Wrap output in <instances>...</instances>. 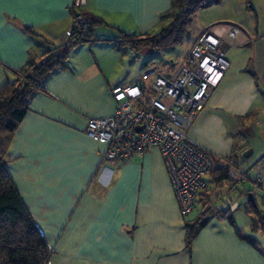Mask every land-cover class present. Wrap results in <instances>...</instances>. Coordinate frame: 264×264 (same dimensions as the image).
Masks as SVG:
<instances>
[{
    "label": "crops",
    "instance_id": "crops-1",
    "mask_svg": "<svg viewBox=\"0 0 264 264\" xmlns=\"http://www.w3.org/2000/svg\"><path fill=\"white\" fill-rule=\"evenodd\" d=\"M170 2L0 4V86L15 80L28 60L43 58L38 49L41 39L65 41L74 11L99 17L107 25L97 27L102 34L96 37L102 41L72 50L67 68L46 78L43 91L33 94L7 151L6 171L52 252L48 264H264V249L236 223L234 214L241 209L226 207V199L240 203L230 194L238 183L241 154L249 149L240 137L243 124L264 115V8L258 2L249 1L250 7L245 0L212 3L195 34L207 30L222 39L229 68L187 135L215 162L230 160L234 180L215 182L210 190L207 179H215L211 173L206 177L202 197L208 196L221 213L208 220L190 245L185 241V221L194 218L190 216L194 210L182 215L160 151L151 147L126 160L107 161L102 158L105 148L85 134L89 118L114 115L111 88L136 80L124 76L125 52L112 47L109 41L115 32L110 27L145 33ZM22 27L42 38H31ZM232 27L239 30L234 38L228 35ZM219 161L218 167L223 164ZM218 189H224L225 200L216 198ZM241 220L249 226V217ZM249 228L253 230L252 224ZM260 229L264 231V226Z\"/></svg>",
    "mask_w": 264,
    "mask_h": 264
},
{
    "label": "built area",
    "instance_id": "built-area-1",
    "mask_svg": "<svg viewBox=\"0 0 264 264\" xmlns=\"http://www.w3.org/2000/svg\"><path fill=\"white\" fill-rule=\"evenodd\" d=\"M83 3L74 0L75 6ZM73 20L81 27L87 21L82 13L75 14ZM237 33L238 29L232 28L228 35L234 38ZM222 45L221 39L206 31L185 60L165 68L153 63L141 72V82L112 87L114 115L89 118L85 129L88 138L105 148L103 160H126L157 148L184 216L192 213L214 168L211 156L187 132L229 68ZM242 179L245 175H237L238 181ZM254 183L261 186L263 179L257 178ZM260 201L264 209V189ZM226 204L231 210L241 208L228 199Z\"/></svg>",
    "mask_w": 264,
    "mask_h": 264
},
{
    "label": "trees",
    "instance_id": "trees-1",
    "mask_svg": "<svg viewBox=\"0 0 264 264\" xmlns=\"http://www.w3.org/2000/svg\"><path fill=\"white\" fill-rule=\"evenodd\" d=\"M216 2L218 0H171L169 9L160 15L152 30L145 33H127L111 26L110 29L114 30L115 33H113V38L108 41L119 53L127 50L141 52L172 49L180 44L188 32L195 14ZM246 4L250 7L249 0H246ZM78 13V11H74L73 17ZM85 17L87 21L84 27L76 25L73 20L71 30L66 33V39L61 44H54L47 39H41L42 42L38 44V49L41 50L39 52L43 58L40 62L36 63L33 60H28L17 71L15 80L6 81L0 86V264H48L52 256L43 235L37 228L34 219L6 171V164L9 162L7 151L18 125L29 110L31 97L38 90L43 91V83L46 78L57 70L67 68L69 53L78 46L91 45L102 41L96 37L97 34L101 35L102 32L97 33L96 31L97 27L100 30L107 27L106 23L99 17L91 18L87 15ZM232 28L238 29L237 27ZM22 31L31 38L35 36L42 38L31 28L22 27ZM206 31L204 30L195 36L193 44ZM172 63H167L164 67L157 65L165 68ZM247 70L249 71V69ZM211 158L215 167L211 172V176L215 179L216 184L222 181L232 182L234 178L232 179L233 173L230 169L234 166L230 164L231 161L225 159L215 162V159ZM218 161L225 165L222 164L218 167L219 165H216ZM236 181L240 182L242 180L238 181L236 179ZM202 193L203 191L199 192L198 195L201 200L204 199ZM206 200L208 205L202 212L196 218L185 221V241L187 245L192 243L212 216L221 213L220 210L209 203L208 196ZM244 208L252 221V229L257 230L255 216H260V219L264 220V212L257 209L256 202L253 205L249 200H247L246 206H242V209ZM228 219L233 223L230 215H228Z\"/></svg>",
    "mask_w": 264,
    "mask_h": 264
},
{
    "label": "rangeland",
    "instance_id": "rangeland-1",
    "mask_svg": "<svg viewBox=\"0 0 264 264\" xmlns=\"http://www.w3.org/2000/svg\"><path fill=\"white\" fill-rule=\"evenodd\" d=\"M249 1L251 2V0ZM255 1L258 2L262 8H264V0H255ZM209 6L203 8L204 10L201 9L200 11H198V13L195 14V16L192 19V23L189 27L188 32L185 34L180 44L177 45L176 47L161 51L145 50L141 52H134L127 50L125 52L124 62L126 66L124 70L128 72L124 76L132 75V77L136 78V80H134L135 81L134 83L141 82V72L144 69H146L148 65H150L151 63H156L164 67V65L167 63L180 62L182 60H185V57L189 54V51L195 40V36H196L195 34L198 31L199 24L202 23L203 20L205 19L206 13L210 11L208 10L210 9L208 8ZM123 22L124 21L121 20L120 23ZM154 27H152L150 30H152ZM133 32L134 31L131 30V33ZM127 33L130 32L128 31ZM39 51L41 50L39 49ZM38 62H40V60L36 61V63ZM256 122L258 124H256ZM240 137L242 138L241 140L245 142V144L249 145L248 147L249 149L241 154V158L239 161V167L241 168V170L239 171V173H237V175L242 174L245 175L246 178L235 185L236 187L232 189V193L230 194V197H233L235 200L242 203L244 207L247 204V200H248L247 195L248 193H250L254 196L255 202L257 204V209L264 212L263 206L260 201V196H261L260 188L255 186L254 184V181L257 178H262L264 181V162L261 161V158L264 157V115L259 116L258 119L256 120L254 119L253 121L251 117L247 118V120L243 124ZM246 152H249V155H246ZM232 179H233V174H232ZM214 184H215L214 180L210 181L209 178L207 179V186L210 190L214 189ZM223 186H225V184H223ZM238 192L242 193L243 196L238 194ZM215 194H216V198H220V197H222V199L225 198L224 189H218L217 191H215ZM207 203L208 201L205 198L201 200V198L198 199L197 197L194 205L193 214L190 216L196 218L198 214L202 212V210L207 206ZM217 206H220V204L218 203ZM234 216L239 228L244 232V234H246V236L248 235L249 237H251V239H253V242L254 243L256 242L257 245L263 251L264 231H262L260 228H262L264 224V220H261L260 216H255L256 227L259 230L251 231L249 226H251L252 221L248 220V215L245 212V208L236 212ZM243 217L245 218V221L248 220L246 222L249 224L248 227H246L242 223L241 219Z\"/></svg>",
    "mask_w": 264,
    "mask_h": 264
},
{
    "label": "water",
    "instance_id": "water-1",
    "mask_svg": "<svg viewBox=\"0 0 264 264\" xmlns=\"http://www.w3.org/2000/svg\"><path fill=\"white\" fill-rule=\"evenodd\" d=\"M247 197H248V200H249L253 205H255V199H254V196H253L252 194H248Z\"/></svg>",
    "mask_w": 264,
    "mask_h": 264
},
{
    "label": "clouds",
    "instance_id": "clouds-1",
    "mask_svg": "<svg viewBox=\"0 0 264 264\" xmlns=\"http://www.w3.org/2000/svg\"><path fill=\"white\" fill-rule=\"evenodd\" d=\"M246 178V177H245ZM236 179H237V177H236ZM242 180H244V179H242ZM255 182V181H254ZM255 184V183H254ZM256 186V185H255ZM257 187H260V186H257ZM206 188V187H205ZM204 191V190H203ZM240 204V206H241V208H239V209H242V204L241 203H239ZM226 207L229 209V207H228V205H226ZM194 210V209H193ZM231 210V209H230ZM234 210H236V209H234Z\"/></svg>",
    "mask_w": 264,
    "mask_h": 264
},
{
    "label": "snow or ice",
    "instance_id": "snow-or-ice-1",
    "mask_svg": "<svg viewBox=\"0 0 264 264\" xmlns=\"http://www.w3.org/2000/svg\"><path fill=\"white\" fill-rule=\"evenodd\" d=\"M4 2V0H0V4H2Z\"/></svg>",
    "mask_w": 264,
    "mask_h": 264
}]
</instances>
